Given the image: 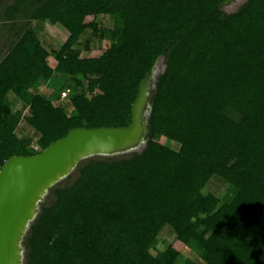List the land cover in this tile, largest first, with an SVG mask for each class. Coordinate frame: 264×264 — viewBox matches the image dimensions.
Instances as JSON below:
<instances>
[{
    "label": "trees",
    "instance_id": "16d2710c",
    "mask_svg": "<svg viewBox=\"0 0 264 264\" xmlns=\"http://www.w3.org/2000/svg\"><path fill=\"white\" fill-rule=\"evenodd\" d=\"M232 1L4 5V22L26 25L10 32L0 57V165L72 127L126 125L138 81L159 56L164 64L144 148L89 157L67 183L50 187L23 238V264H264V0L224 11ZM96 15L118 23L101 27ZM31 21L59 25L64 41L50 51ZM87 30L109 43L80 57ZM55 74L74 91L67 110L39 93ZM21 121L37 134L34 144L17 134ZM213 175L230 188L229 199L203 191ZM164 225L197 260H179L170 244L151 252Z\"/></svg>",
    "mask_w": 264,
    "mask_h": 264
},
{
    "label": "water",
    "instance_id": "95a60500",
    "mask_svg": "<svg viewBox=\"0 0 264 264\" xmlns=\"http://www.w3.org/2000/svg\"><path fill=\"white\" fill-rule=\"evenodd\" d=\"M162 61L163 56L156 58L138 81L126 125L72 127L34 154L11 155L3 161L0 165V264H23V238L40 204L49 188L67 177L80 161L94 156L125 155L144 148L155 82L164 68Z\"/></svg>",
    "mask_w": 264,
    "mask_h": 264
},
{
    "label": "rangeland",
    "instance_id": "374dc122",
    "mask_svg": "<svg viewBox=\"0 0 264 264\" xmlns=\"http://www.w3.org/2000/svg\"><path fill=\"white\" fill-rule=\"evenodd\" d=\"M242 1L243 0H235L222 9L226 12H231ZM8 2H10V0H1L0 2V57L3 56V53L8 49V46L12 41L11 34L18 32V29L20 27L22 28L26 25L24 20H20L13 24L12 22H4L1 19V9ZM87 19H91V17L88 16ZM94 21H96L101 27H110L111 25L118 23V20H116L112 16L107 15H96ZM9 24L14 26L9 29ZM30 25H33L34 28L37 29V36L40 38V40L43 39L46 43H52L50 46L51 48L49 49L50 51L53 48H57L58 45L61 44L65 39L66 35L64 30L57 24L52 25L43 23L41 26H39L37 24L34 25V22L31 21ZM43 40L41 41L43 42ZM108 43L109 39L107 37L98 38L94 36L89 30H87L79 37L77 42V46L79 47V56L82 57L86 55H96L98 50L107 46ZM47 63L51 67H53V65L55 64V60L51 55L48 56ZM67 83L68 80H66V77L64 75L60 76L55 74L39 89V93L49 99L51 102L60 104L64 109L67 110L69 108L68 98L70 95L74 94V91H72L71 89L68 90L63 88V86H65ZM19 105H21V103L19 101H16L13 107L16 108ZM27 112L28 110L25 109L24 114L26 115ZM16 132L18 135L31 137V139L33 140L32 144H34V139L37 137V134L30 126H28L25 121H21L19 123L18 127L16 128ZM161 142L165 143L172 149H177L178 147V144L172 141L161 139ZM33 147L36 148V146ZM74 174L75 171L73 170L69 175L71 177ZM68 180L69 178L67 179L65 177L59 183H67ZM203 191H209L211 193L219 195L224 200L229 199L231 190L219 178L213 175L206 183ZM46 198L47 197H45L43 202H45ZM166 244L172 245V247L179 251V260L185 257L195 260L198 259L196 253L192 249L174 240L173 232L168 226L164 225L157 234V243L155 245V249H151V252L154 253L155 250H162Z\"/></svg>",
    "mask_w": 264,
    "mask_h": 264
}]
</instances>
